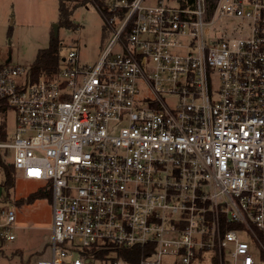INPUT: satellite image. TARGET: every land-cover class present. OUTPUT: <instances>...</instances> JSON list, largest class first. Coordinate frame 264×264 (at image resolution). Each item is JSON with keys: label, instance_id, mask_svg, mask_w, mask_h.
<instances>
[{"label": "built area", "instance_id": "1", "mask_svg": "<svg viewBox=\"0 0 264 264\" xmlns=\"http://www.w3.org/2000/svg\"><path fill=\"white\" fill-rule=\"evenodd\" d=\"M103 1L96 63L0 65L1 196L7 164L51 208L49 256L23 264H264V0Z\"/></svg>", "mask_w": 264, "mask_h": 264}, {"label": "rangeland", "instance_id": "2", "mask_svg": "<svg viewBox=\"0 0 264 264\" xmlns=\"http://www.w3.org/2000/svg\"><path fill=\"white\" fill-rule=\"evenodd\" d=\"M57 5V0H0V65L30 68L38 50L48 47L54 35L53 25H58L59 21ZM71 20L78 25L76 30L57 29L56 37L62 45L60 55L75 48L81 63H96L112 38L100 10L87 3L74 10ZM229 23L221 24V28H229L233 22ZM219 25L215 23L208 29L217 31ZM5 122L6 133L10 136L14 130L11 109L6 111ZM42 185V182L24 180L19 172H15L14 186L6 201L13 207L15 221L5 230V234L14 236V240L6 241L0 235V264L33 263L49 256V201L46 197L30 203L25 201L27 196L41 190Z\"/></svg>", "mask_w": 264, "mask_h": 264}, {"label": "trees", "instance_id": "3", "mask_svg": "<svg viewBox=\"0 0 264 264\" xmlns=\"http://www.w3.org/2000/svg\"><path fill=\"white\" fill-rule=\"evenodd\" d=\"M58 1V27H63L67 30H76L78 25L71 20V15L74 10L80 6H85L87 3L94 4L98 8L104 6L103 0H57ZM193 3V0H188ZM214 0H207L209 5V10L213 8ZM60 40L52 34L48 47L39 49L33 63L30 66V76L31 80H37L42 75H51L57 70L59 60H60V50H61ZM6 111L7 106L5 100L0 99V141L6 140ZM5 170V178L2 184L3 191L5 194L1 196L3 202L8 201L9 191L14 186V172L11 167L7 164H3ZM47 193H42L40 191L30 194L26 197L25 201L27 203L33 202L35 199L40 197L48 198ZM22 199H19L21 201ZM18 201V200H17ZM22 202V201H21ZM7 203V202H6Z\"/></svg>", "mask_w": 264, "mask_h": 264}, {"label": "water", "instance_id": "4", "mask_svg": "<svg viewBox=\"0 0 264 264\" xmlns=\"http://www.w3.org/2000/svg\"><path fill=\"white\" fill-rule=\"evenodd\" d=\"M57 29H58V25H53V33H54V36L57 35ZM1 193H2V189L0 188V196H1Z\"/></svg>", "mask_w": 264, "mask_h": 264}]
</instances>
